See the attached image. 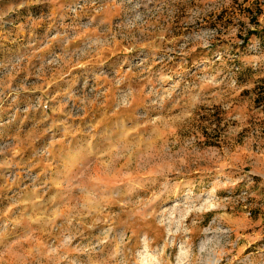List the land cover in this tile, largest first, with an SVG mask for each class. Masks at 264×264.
Returning a JSON list of instances; mask_svg holds the SVG:
<instances>
[{"label": "rangeland", "instance_id": "374dc122", "mask_svg": "<svg viewBox=\"0 0 264 264\" xmlns=\"http://www.w3.org/2000/svg\"><path fill=\"white\" fill-rule=\"evenodd\" d=\"M131 7L0 0V264H264V55L246 54L264 48V0H153L152 46L90 51ZM216 48L219 71L239 68L229 86L177 96Z\"/></svg>", "mask_w": 264, "mask_h": 264}, {"label": "clouds", "instance_id": "9594fccd", "mask_svg": "<svg viewBox=\"0 0 264 264\" xmlns=\"http://www.w3.org/2000/svg\"><path fill=\"white\" fill-rule=\"evenodd\" d=\"M125 2L132 7L128 10L122 11L119 16L111 21V23H108L107 21H100L101 24H104V29L99 33V35L93 32V34L89 36L88 47L90 51H105L108 48L113 47L117 43V36L120 37V41H126L129 44V47L123 49V51L125 52H133L136 49H144L152 46L154 41L151 39V37L157 31L156 23L154 21L160 18L157 13H160V15L163 14L161 11L163 5H161V9H156V11H153L148 7L149 4L153 3V0H135V3H133V0H120L119 4L117 3V0H112V4L115 7H122ZM179 3H187L190 5L191 0H179ZM141 5H143L144 8L147 9V11H145L144 13L136 11V9L140 8ZM91 23L92 21L90 20L85 21L83 26L85 28H88ZM198 27L199 26L193 23L194 31ZM159 30L161 31V33H163V31H166L167 29H164L163 26H161ZM199 30L209 33L213 31L211 29ZM101 38L104 40V45L97 48L96 41ZM156 39H163V35L161 34L160 36H157ZM212 39L213 37L209 36L203 44L198 41H186L183 45H181L179 54L183 57L190 52H195L197 48L211 50ZM189 43L192 44L191 48H188ZM246 54L254 56L264 55V48L261 47V41L258 40L255 47L248 48ZM224 55L225 53L221 52L219 48H216V50L212 53L210 61H194L188 68V70L184 73V75H182L178 80L172 81V90L176 92L177 96H180L182 93L190 94L198 87L197 80L201 82H211L212 84L216 85L217 88H219L221 91H223V89H226L231 82V77L239 71V68H237L235 72L227 74L219 71L216 61L222 60ZM241 55H245V53H241ZM145 60V53L143 51H140L134 57L128 58L127 64L130 69L133 67H141L144 65ZM119 63H121L119 58L117 59V61L111 64L102 63L99 68V72L104 75H111L116 71V67ZM80 66L83 67L84 65ZM252 67L254 70L257 68L256 65H253ZM198 73L202 74L197 75ZM94 75L95 72L85 74L82 77V83L86 85L88 80L91 79ZM193 77H195L196 79L194 80ZM168 79L172 80V77L169 76ZM191 99L192 97L191 95H189V101H191Z\"/></svg>", "mask_w": 264, "mask_h": 264}]
</instances>
